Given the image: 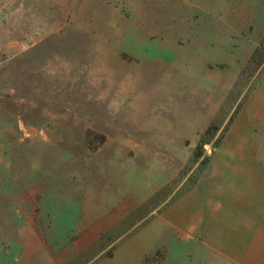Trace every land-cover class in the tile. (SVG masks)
<instances>
[{
	"label": "rangeland",
	"instance_id": "374dc122",
	"mask_svg": "<svg viewBox=\"0 0 264 264\" xmlns=\"http://www.w3.org/2000/svg\"><path fill=\"white\" fill-rule=\"evenodd\" d=\"M0 264H264V0H0Z\"/></svg>",
	"mask_w": 264,
	"mask_h": 264
}]
</instances>
